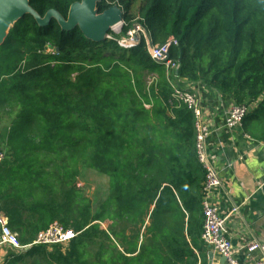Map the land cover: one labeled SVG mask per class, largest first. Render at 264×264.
I'll list each match as a JSON object with an SVG mask.
<instances>
[{
	"label": "trees",
	"instance_id": "16d2710c",
	"mask_svg": "<svg viewBox=\"0 0 264 264\" xmlns=\"http://www.w3.org/2000/svg\"><path fill=\"white\" fill-rule=\"evenodd\" d=\"M76 2L29 0L40 17L64 19ZM112 6L121 31L101 43L25 15L0 46V215L21 246L52 226L77 234L12 250L3 264H205L193 115L171 102L164 66L143 43L117 40L143 26L154 44L170 43L178 86L257 102L246 118L264 124V0H100L97 11ZM81 166L107 179L95 214L76 185Z\"/></svg>",
	"mask_w": 264,
	"mask_h": 264
},
{
	"label": "crops",
	"instance_id": "0c3cea01",
	"mask_svg": "<svg viewBox=\"0 0 264 264\" xmlns=\"http://www.w3.org/2000/svg\"><path fill=\"white\" fill-rule=\"evenodd\" d=\"M184 85L201 98L202 122L212 129L220 127L226 112L235 106L232 97L196 83L184 82ZM256 105L257 102L249 104V112ZM206 148L208 163L221 185L204 199L223 216L239 206L238 213L227 219L223 231L240 264H256L259 251L251 243L264 245V124L246 118L237 131L212 133L206 140ZM203 247L205 264H222L221 257L204 244ZM12 250L0 246V264Z\"/></svg>",
	"mask_w": 264,
	"mask_h": 264
},
{
	"label": "built area",
	"instance_id": "2783aa9c",
	"mask_svg": "<svg viewBox=\"0 0 264 264\" xmlns=\"http://www.w3.org/2000/svg\"><path fill=\"white\" fill-rule=\"evenodd\" d=\"M117 43L121 48L126 50H130L143 43L150 60L153 63L164 66L165 78L172 89L171 102L177 105H184L192 113L194 118L197 159L200 166L206 172L202 188L203 229L201 241L210 251L224 259L225 264H240L235 256L236 252L233 250L231 241L225 236L223 231L227 219L238 213L240 209L239 206L230 209V211L223 216L216 207L207 199H204V197L208 198L209 195L221 185L217 173L208 163L206 140L212 133H215V131L223 130L226 132H234L241 129L244 119L249 113V108L245 105H235L226 112L222 125L212 129L202 122V101L198 93L192 91L191 88L186 85L178 86L176 81L171 80L172 76L176 75L179 70V63L178 61H173L168 58L170 43L161 45L154 44L148 32L139 24H134L125 36L117 40ZM157 79L156 75H151L147 80V85L151 86ZM2 159L3 154L0 153V162ZM76 236L77 234L70 230H66L60 226H52L47 231L37 234L32 244L21 246L17 234L9 229L5 219L2 217L0 218V246L8 247L16 252L29 249L31 246H45L48 248L56 245L65 246ZM251 247L259 251V260L256 264H264V245L255 244L253 242L251 243Z\"/></svg>",
	"mask_w": 264,
	"mask_h": 264
},
{
	"label": "water",
	"instance_id": "95a60500",
	"mask_svg": "<svg viewBox=\"0 0 264 264\" xmlns=\"http://www.w3.org/2000/svg\"><path fill=\"white\" fill-rule=\"evenodd\" d=\"M99 2L100 0H80L70 6L64 19L55 10H49L44 17H40L30 7L29 0H0V46L9 30L25 15L31 16L39 27H46L54 20L64 32L78 28L85 39L101 43L107 39L112 27L122 23L123 12L118 6H112L103 13H98ZM221 263L225 264L224 259Z\"/></svg>",
	"mask_w": 264,
	"mask_h": 264
},
{
	"label": "rangeland",
	"instance_id": "374dc122",
	"mask_svg": "<svg viewBox=\"0 0 264 264\" xmlns=\"http://www.w3.org/2000/svg\"><path fill=\"white\" fill-rule=\"evenodd\" d=\"M121 27H122L121 25L116 27L115 30L112 31V33L116 35L119 34L121 31ZM48 51L51 52L52 50L49 49ZM8 125H9L8 120H4L0 124V133L2 134L3 138H6V135L8 133V128H9ZM0 153L3 154V157L5 156V152L3 151V149H1V147H0ZM76 185L78 189L81 191L83 197L89 200L91 206V212L92 214H95L99 206L106 199L107 190H108L107 179L99 175L98 173L89 170L84 166H81ZM102 228L105 230L106 227L102 226Z\"/></svg>",
	"mask_w": 264,
	"mask_h": 264
},
{
	"label": "bare ground",
	"instance_id": "6f19581e",
	"mask_svg": "<svg viewBox=\"0 0 264 264\" xmlns=\"http://www.w3.org/2000/svg\"><path fill=\"white\" fill-rule=\"evenodd\" d=\"M118 26H120V24H119V25H117V26H114V27H112V31H114V30H115V28H116V27H118Z\"/></svg>",
	"mask_w": 264,
	"mask_h": 264
}]
</instances>
